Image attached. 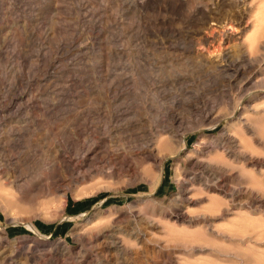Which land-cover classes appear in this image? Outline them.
<instances>
[{"label": "rangeland", "instance_id": "obj_1", "mask_svg": "<svg viewBox=\"0 0 264 264\" xmlns=\"http://www.w3.org/2000/svg\"><path fill=\"white\" fill-rule=\"evenodd\" d=\"M0 168L68 186L0 180V264H264V0H0Z\"/></svg>", "mask_w": 264, "mask_h": 264}, {"label": "bare ground", "instance_id": "obj_2", "mask_svg": "<svg viewBox=\"0 0 264 264\" xmlns=\"http://www.w3.org/2000/svg\"><path fill=\"white\" fill-rule=\"evenodd\" d=\"M244 11L245 10H243L241 13H243ZM97 155H98L97 148L95 146L94 147L91 146V147H88L87 149H84V153L81 156V158L75 159V161H74V160L71 159L72 157L71 158L70 157L69 158H65V157L61 156L60 163L62 164L61 165L62 168H64L65 170H67V172L72 174L73 171L75 170V168H77L76 167L77 164H75V162L79 163V165H82V164H84V163H86L88 161H92L93 159L96 158ZM147 156L149 158H151L153 156L152 152L151 153L147 152ZM0 170H1V168H0ZM0 173H2V172H0ZM3 175L4 176L0 180H3L5 182V184L9 183V184L17 185V187L20 188L21 195H23V196L29 195L32 192H38V191H46V192H48L50 194H53V195L61 193L64 196L67 193L68 186L65 184V182L60 177H58L55 174H52L51 176H48L47 178L46 177L45 178L40 177L37 181L32 182L30 185H24L25 182H22L23 179H20V177H19V180L18 179L16 180V179L13 178L12 175L8 174V172L6 174L4 173ZM0 178H1V176H0ZM22 200H24V199H22ZM115 223H114V226H115ZM118 223H120V222L118 221ZM32 228H33V230L35 232H37L35 226H32ZM114 229H117V230L123 232L127 237H129L130 239H133L134 241H138L139 240V237L137 235L136 236L134 235V230L136 231V229H134V228H133L134 230H130L129 228L123 227V225H122V227H118L117 226ZM114 229L112 227H104V228L100 229L98 234H97V238L107 234L110 237V239H111L109 246H111V248L114 251H118L122 255H128V257H129L131 255L130 251L123 244L122 240L119 237H115L114 236ZM6 239L7 238L4 237L3 231L0 228V250H1L2 246H3V244L6 243ZM32 243H33V245L30 246V248L28 247L29 249L25 253L24 252H20L22 247H19L18 245L15 246V247H16V252L17 253H21L22 255H25L28 258V261L30 260L32 262H35L36 264H59L58 251H64V250H67V251L70 250L71 251V250L75 249L73 247L67 246L64 243L54 242L53 243V248H51V249L49 248L50 250L44 251V252L42 251L43 253H41L40 255L39 254L36 255V254L33 253L32 250L35 249V248H41V247L44 248L45 245H48V243L47 242H40V240L39 241H33ZM29 250H31V251H29ZM77 254H78V252H77ZM86 258H87V253H85L82 256L81 260L77 264H84ZM4 259H7V258H4ZM26 261H27V259H26Z\"/></svg>", "mask_w": 264, "mask_h": 264}]
</instances>
